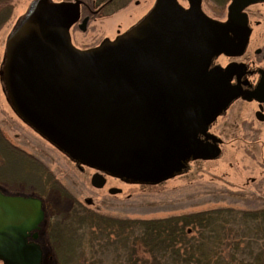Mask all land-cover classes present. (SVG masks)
Here are the masks:
<instances>
[{
    "label": "water",
    "instance_id": "water-1",
    "mask_svg": "<svg viewBox=\"0 0 264 264\" xmlns=\"http://www.w3.org/2000/svg\"><path fill=\"white\" fill-rule=\"evenodd\" d=\"M188 1L185 11L176 0H157L122 38L78 50L66 31L80 0H35L7 42L6 86L18 114L76 159L136 180L161 179L184 156L217 157V144L194 139V150H173L183 129L168 118L190 112L202 126L239 93L204 68L214 53L239 51L244 39L231 43L227 25L203 14L200 0ZM252 1L232 0L230 19ZM91 183L101 187L103 179L93 175ZM43 218L39 198L0 190V264H41L39 244L27 238Z\"/></svg>",
    "mask_w": 264,
    "mask_h": 264
},
{
    "label": "rangeland",
    "instance_id": "rangeland-1",
    "mask_svg": "<svg viewBox=\"0 0 264 264\" xmlns=\"http://www.w3.org/2000/svg\"><path fill=\"white\" fill-rule=\"evenodd\" d=\"M34 1L12 0L10 18L0 27V190L9 195L34 196L41 200L45 219L39 227L37 242L43 253L42 264H55L58 259L55 251L59 242L50 239L49 225L67 217L74 206L111 216L144 219L215 207L257 206V198L264 196V123L254 118L253 105L240 99L218 114L209 127L219 145L217 157L184 156L175 170L151 181L127 178L111 171L107 175L119 176H107L104 187L94 188L90 178L95 169L62 150L24 121L7 90V42ZM117 1L118 4L105 5L96 17H91L85 31L77 28V22L69 26L66 32L70 42L85 50L101 46L103 40L110 43L118 34V37L124 36L137 27L157 2ZM228 1L203 0L202 10L210 16H219L214 9L217 11L219 4ZM46 2L70 3L73 0ZM176 2L187 10L186 0ZM109 187L119 191L110 193ZM87 198L90 203L85 201Z\"/></svg>",
    "mask_w": 264,
    "mask_h": 264
},
{
    "label": "trees",
    "instance_id": "trees-1",
    "mask_svg": "<svg viewBox=\"0 0 264 264\" xmlns=\"http://www.w3.org/2000/svg\"><path fill=\"white\" fill-rule=\"evenodd\" d=\"M0 0V27L12 12ZM256 207H215L160 218L74 206L49 225L55 264H264V196Z\"/></svg>",
    "mask_w": 264,
    "mask_h": 264
},
{
    "label": "flooded vegetation",
    "instance_id": "flooded-vegetation-1",
    "mask_svg": "<svg viewBox=\"0 0 264 264\" xmlns=\"http://www.w3.org/2000/svg\"><path fill=\"white\" fill-rule=\"evenodd\" d=\"M97 1L98 0H80L79 17L76 21L77 24H75L80 31L81 29L79 28V24L84 18H86L87 26V23L89 22L90 18L96 17V14H98V12L103 9L105 5H108L110 3L116 4L118 2L117 0H106V2L103 0H99L100 3H97ZM186 1L188 3L186 9L188 10L189 1ZM200 1V8L203 14H205L208 18L221 25L228 26V28H226L224 31L229 37L231 43L237 45L240 43V40L244 39L242 46L239 47V51L237 47L234 48L235 46H233L235 51H219L217 53H214L209 57L204 68L205 75L211 76L213 79L218 81V83L222 85V88L228 89L230 91H238L239 93L234 96L232 95L228 99L227 105L223 109L218 111L212 118L208 119L207 122L202 126H200L194 121V117L191 116L190 112H187L184 115H179L178 113L174 112L172 114L173 117L168 118V120L177 121L179 127L183 129V141L181 146L178 145L174 147L173 150H194V145L192 142L193 139L194 142L196 140L200 143L217 144L216 142H213L211 140L212 138L216 139V137L210 132L209 127L215 117L218 116V114L224 113L225 109L237 99L252 104L255 108L253 112L254 118L259 123H264V0H255L248 3L247 5L239 9L237 12H235L231 17L232 19H230L231 15L229 9L232 0H229L227 4H219L220 6L217 11L214 9L215 12H219V16H213V14L210 16L205 13V11L202 10L203 0ZM209 1L213 3L224 2V0ZM118 35L114 41L123 37H118ZM114 41H111L110 43ZM105 42L109 41L103 40L100 42V45ZM71 44L74 46L73 43ZM99 47L100 46H90L89 48L93 49ZM76 49L85 50L84 47H78ZM85 164L95 169L91 175V178L93 175H100V177L103 179L102 187H104V185L107 183V176H119L115 173L107 175L111 171L105 170L104 168L96 165L88 164L86 162ZM91 178L90 184L94 188H97L91 183ZM107 189L109 192H111L113 189L117 188L109 187ZM38 230L39 229L35 230V237H32V231L29 234L27 241H33L39 244L37 242Z\"/></svg>",
    "mask_w": 264,
    "mask_h": 264
},
{
    "label": "bare ground",
    "instance_id": "bare-ground-1",
    "mask_svg": "<svg viewBox=\"0 0 264 264\" xmlns=\"http://www.w3.org/2000/svg\"><path fill=\"white\" fill-rule=\"evenodd\" d=\"M42 223V222H41ZM41 223H40V225H41Z\"/></svg>",
    "mask_w": 264,
    "mask_h": 264
}]
</instances>
